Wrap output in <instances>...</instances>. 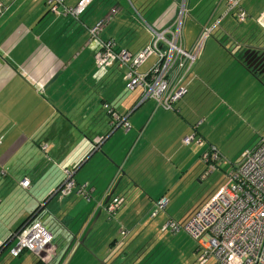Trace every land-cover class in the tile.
<instances>
[{
	"label": "crops",
	"instance_id": "crops-1",
	"mask_svg": "<svg viewBox=\"0 0 264 264\" xmlns=\"http://www.w3.org/2000/svg\"><path fill=\"white\" fill-rule=\"evenodd\" d=\"M77 1L65 0L72 5ZM0 2V245L30 216L52 229L56 250L51 259H41L44 264H101L99 258L108 264H203L197 263V244L185 230L162 229L168 217L183 220L195 209L192 178L203 177V147L182 138L197 130L192 90L198 81L205 83L203 75L193 70L176 108L164 109L153 99L138 100L140 87L126 86L124 68L117 60L102 73L95 61L100 38L114 39L118 48L130 51L147 45L152 34L146 22L163 28L175 16L177 0H91L78 16L52 11L45 0ZM236 2L214 10L217 4L209 0H189L188 10L198 30L212 13L217 14L210 24L212 32L217 29L234 44L235 37L228 36V31L236 35L229 28V14L243 8L247 17L238 21L252 22L240 30L251 37L249 42L243 36L236 47L239 61L253 73L244 63L243 51L264 50V23L258 20L264 0ZM129 4L138 5L135 10L146 21L144 28L135 22ZM112 6L116 12L91 37L89 27ZM185 45L191 47L186 41ZM152 55L156 57L149 54L139 71ZM105 103L126 112L128 129L111 128ZM65 168L73 169L77 185L60 197L55 188L65 177ZM24 177L30 180L28 186L20 183ZM81 185L90 191V199L78 192ZM111 190L124 200L109 217L112 220L101 208L94 237L85 240L90 248L98 237L99 244H92L98 255L94 256L85 245L72 241L73 236L83 235L101 207L98 201ZM163 195L166 206L153 214ZM55 226L61 240L55 237ZM71 242L77 246L74 254L73 248L68 250ZM6 248L7 244L0 248V264H34L40 259L28 248L18 255Z\"/></svg>",
	"mask_w": 264,
	"mask_h": 264
},
{
	"label": "built area",
	"instance_id": "built-area-1",
	"mask_svg": "<svg viewBox=\"0 0 264 264\" xmlns=\"http://www.w3.org/2000/svg\"><path fill=\"white\" fill-rule=\"evenodd\" d=\"M45 1L52 11L78 16L91 0H78L73 5L67 4L65 0ZM228 1L237 3L236 0ZM2 9L0 2V13ZM116 10V6L110 7L102 18L89 27L91 37L98 35L103 24ZM186 13L185 0H179L175 16L163 28H156L146 22L152 39L134 55L130 50L118 48L114 39L100 38V47L95 53L97 71L102 73V69L115 59L124 68L122 74L126 86L129 89L140 87L139 101L150 98L157 107L176 108L177 101L187 90L185 79L193 72L192 66L204 38L213 29L212 25H205L206 28L200 30L191 47L186 48L182 35ZM245 15V10L239 7L237 18L244 19ZM258 20L264 23V11ZM152 53L156 55L155 62L148 70L139 71V64ZM105 107L110 114L112 129L118 126L124 129L130 127L126 112L121 113L108 103H105ZM194 133L196 135H185L182 141L188 143L200 136L199 142L195 141L203 145V136L196 129ZM43 147H46V143ZM201 159L205 165L203 176L221 168L217 183L185 219L170 216L163 223L162 229L172 232L185 230L197 244L198 263L213 258L214 264H264V134L255 143L243 148L235 162L226 158L212 143L207 150L202 151ZM228 162L230 164L224 168ZM64 171L65 177L55 188V194L60 197L69 194L77 185L72 175L73 169L65 168ZM29 181V178L24 177L20 183L28 186ZM78 192L90 199V191L85 185H81ZM123 200V195L112 193L107 201H98V206L105 210L108 217H113ZM166 203L167 197L160 196L153 214L157 209L164 208ZM120 232L123 234L126 230L120 228ZM15 238V244L9 248L12 255H18L24 248H28L41 259L54 257L53 235L38 218L27 220L13 231L4 245Z\"/></svg>",
	"mask_w": 264,
	"mask_h": 264
},
{
	"label": "rangeland",
	"instance_id": "rangeland-1",
	"mask_svg": "<svg viewBox=\"0 0 264 264\" xmlns=\"http://www.w3.org/2000/svg\"><path fill=\"white\" fill-rule=\"evenodd\" d=\"M177 1L179 2V0ZM188 1L189 0H185L187 13L184 16L182 25L183 44L185 47H187L185 41L188 47L192 45L199 35L200 30L203 27L206 28L205 25L208 26L214 23L217 15L212 13L209 20L207 18V20L201 24L202 27L198 30V27L195 28L192 26L193 15L192 11L188 10ZM209 1L217 4L213 6L215 7L214 10L219 4L224 5L228 2V0ZM244 1L247 2V0ZM129 5L136 19L135 22L140 28L143 27V23L146 21L138 18V12L135 10V8H138V5H136V7L131 4ZM236 10L235 8L233 12L229 14L232 21L229 23V28L234 31L236 35L228 31V36L231 38L235 37V41L233 40L234 44L230 43L229 39H225L221 34H217V29L213 30V32L211 31L212 33H210L209 36H205L201 49L198 51L194 66H192V70L200 72L201 75H203L202 78L205 80L204 84L198 81L197 85H195L196 89L192 90L194 122L197 123V131L203 136L201 140L204 141L203 145L199 146L201 148L203 147L202 151H204L207 150L208 145L212 143L232 162L237 161L243 148L252 145L264 134V76L263 74L257 75L255 71L253 73L256 75H254L239 61L240 48L237 50L238 47H236L238 42H242L243 36H246V41H249L251 35L242 34L240 29H243L248 22L252 21L250 19L245 20L244 22L246 23L240 20L238 21ZM222 23H224V20ZM131 52L134 55L138 50ZM155 59L156 57L153 55L150 56L139 69L143 71L147 70ZM247 71L250 75H248ZM261 76L263 80L260 79ZM192 134L196 135L194 133V128ZM198 138H200V136H198ZM198 138L193 139L199 142ZM200 162L199 160V164ZM230 162L225 164L224 168H226ZM200 170H202V167ZM220 171L221 168H218V170H215L207 176H203L201 179L199 178V174L192 178V209L198 205L199 201L204 198L214 187L215 183H217ZM106 219L112 220L109 217ZM46 227L52 232L49 226ZM53 231L55 232V237L61 240L59 236L60 229L55 226ZM58 232L59 235H57ZM14 241L16 242V238L12 240L10 244ZM15 242L11 245H14ZM74 243L75 242H72L68 250L73 248ZM76 247L75 245L72 250L73 254ZM54 249L56 250V246H54ZM58 250L59 248L57 246V251ZM75 251H77V249ZM203 264H214V259L211 258Z\"/></svg>",
	"mask_w": 264,
	"mask_h": 264
},
{
	"label": "water",
	"instance_id": "water-1",
	"mask_svg": "<svg viewBox=\"0 0 264 264\" xmlns=\"http://www.w3.org/2000/svg\"><path fill=\"white\" fill-rule=\"evenodd\" d=\"M259 50H261V48L259 47H255V48H246L244 51H243V59H244V63L247 64V66L251 69L254 70L255 69V72L259 71V72H263L264 73V50H261L259 52ZM249 58H252L254 61L250 62V59ZM256 61V62H255ZM260 63V64H259ZM258 64L261 66L263 65L261 68L260 66H258ZM256 75V74H255ZM264 82V80H263ZM119 182V180H118ZM113 193V190H111L107 195H106V198L104 201H107L108 198L110 197V195ZM102 207H100L98 210H97V213L96 215L93 217V219L91 220L89 226L87 227V229L85 230V232L83 233V235L80 237L79 235L78 236H73V240L72 241H75V242H79L80 244H83L85 245L89 250L90 252L94 255V256H98L96 254V252L93 250L92 246H90V248L86 245L85 243V240L87 239V237H90V235L92 236V239L94 237V232H93V226L95 224V222L97 221L100 213H101V209ZM107 218V217H106ZM98 238V237H97ZM96 238V239H97ZM96 239H94V241L92 242V244H94L96 241ZM72 243V242H71ZM91 244V245H92ZM97 244H99V242H97ZM4 246V245H3ZM2 246V247H3ZM39 258H41L40 256H38ZM99 258V257H98ZM101 264H108L104 259H98Z\"/></svg>",
	"mask_w": 264,
	"mask_h": 264
},
{
	"label": "trees",
	"instance_id": "trees-1",
	"mask_svg": "<svg viewBox=\"0 0 264 264\" xmlns=\"http://www.w3.org/2000/svg\"><path fill=\"white\" fill-rule=\"evenodd\" d=\"M252 72H254L253 70H252ZM201 178V177H200ZM108 216V215H107ZM30 218V216L27 218V219H25L17 228H16V230L20 227V226H22L28 219ZM13 231H15V229L13 230ZM12 231V232H13ZM11 232V233H12ZM10 236V235H9ZM9 236L5 239V241H7V239L9 238ZM87 240H92V236L90 235V237H87ZM86 240V241H87ZM72 244V243H71ZM90 244H92V242L90 243ZM7 246H8V248H6V250L7 249H9L10 248V243H8L7 244ZM90 246H92V245H90ZM2 247V244L0 245V248ZM34 264H44L43 262H42V260H41V258L40 259H38V260H36V262L34 263Z\"/></svg>",
	"mask_w": 264,
	"mask_h": 264
},
{
	"label": "flooded vegetation",
	"instance_id": "flooded-vegetation-1",
	"mask_svg": "<svg viewBox=\"0 0 264 264\" xmlns=\"http://www.w3.org/2000/svg\"><path fill=\"white\" fill-rule=\"evenodd\" d=\"M261 50H262V49H261ZM261 50H259V52H260ZM241 53H242V52H241ZM249 59H250L249 63L252 62V61H254L252 58H249ZM255 62H256V61H255ZM259 64H260V63H259ZM259 64H258V66H260ZM262 66H263V65H261L260 68H261ZM255 69H256V68H254V70H253V69H252V70L255 71ZM256 73H257V75H261V74H263V76H264V73H263V72H259V71H257ZM261 77H262V76H261Z\"/></svg>",
	"mask_w": 264,
	"mask_h": 264
}]
</instances>
